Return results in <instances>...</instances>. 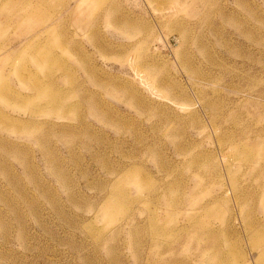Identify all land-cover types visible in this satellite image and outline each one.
Returning a JSON list of instances; mask_svg holds the SVG:
<instances>
[{"label": "rangeland", "instance_id": "1", "mask_svg": "<svg viewBox=\"0 0 264 264\" xmlns=\"http://www.w3.org/2000/svg\"><path fill=\"white\" fill-rule=\"evenodd\" d=\"M0 264H264V0H0Z\"/></svg>", "mask_w": 264, "mask_h": 264}, {"label": "bare ground", "instance_id": "2", "mask_svg": "<svg viewBox=\"0 0 264 264\" xmlns=\"http://www.w3.org/2000/svg\"><path fill=\"white\" fill-rule=\"evenodd\" d=\"M2 118V117H1Z\"/></svg>", "mask_w": 264, "mask_h": 264}]
</instances>
